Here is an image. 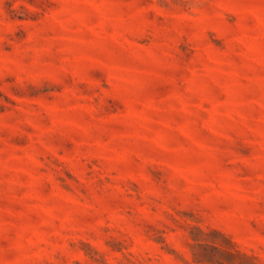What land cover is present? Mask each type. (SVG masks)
I'll return each mask as SVG.
<instances>
[{"label": "rangeland", "instance_id": "obj_1", "mask_svg": "<svg viewBox=\"0 0 264 264\" xmlns=\"http://www.w3.org/2000/svg\"><path fill=\"white\" fill-rule=\"evenodd\" d=\"M0 264H264V0H0Z\"/></svg>", "mask_w": 264, "mask_h": 264}]
</instances>
